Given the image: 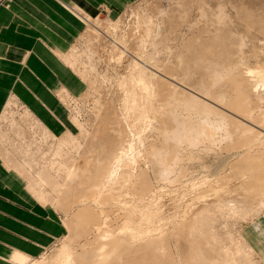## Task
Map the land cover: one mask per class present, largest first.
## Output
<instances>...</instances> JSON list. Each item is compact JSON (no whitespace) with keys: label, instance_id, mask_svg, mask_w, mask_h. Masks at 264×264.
<instances>
[{"label":"rangeland","instance_id":"rangeland-1","mask_svg":"<svg viewBox=\"0 0 264 264\" xmlns=\"http://www.w3.org/2000/svg\"><path fill=\"white\" fill-rule=\"evenodd\" d=\"M122 10L123 11H120L121 13H118L119 15L117 14L113 17L103 14L99 15L101 19L110 17L113 22L118 25L115 26L116 28L114 27V31L87 32V28H83L72 43L71 49L66 53L68 54V59H70V65L75 69L78 73L76 74L85 84V90L80 95L73 96L72 100H70V98L69 103L67 102L70 111L69 116H72L75 123V128L71 129L72 134L75 135L79 132L77 126V121H79L82 123L81 126H83L80 133L86 136L85 139L80 137L81 145H79L78 149H75L74 145L61 143L59 145L58 138L56 137L57 139H55V137H51V135L39 127L29 118L17 102L11 104L10 108L8 107L6 111L4 110L5 112L3 111V114L0 116V118L4 116V118L0 119V131L5 130L4 132L1 131L0 133L2 134L0 135H7L8 133L7 136H4L10 140L9 141L7 138L5 139L4 136H2L4 138L1 137L0 142L4 141L2 139L6 140L0 144L4 149L1 156L5 154L4 157L7 163L11 165V169L17 173L21 171L20 173L22 175H20L23 176L25 180H28L27 182L33 184L35 190H42L44 195L40 193L43 196L39 197V200L44 203H50L57 209L63 230L61 237L57 241L46 247L42 253L25 264H60L58 257L63 247H67V249L70 248V251H73V253H78V251L80 252L83 249L82 247L85 242H88L87 240L91 241L94 237L88 234V232L84 233L85 231L83 233L78 232L81 228L78 226L81 225H76L74 215L77 209H82V207L89 208L90 210L93 208L91 211L96 213H99V208L87 198L88 196L86 197L84 195V197H78L74 194L76 193L75 190L71 192L65 189L67 184L71 181L67 173H63L56 177V173L54 174L52 169L50 170V168L48 169L47 167H49L48 160L54 157L53 152L58 149L62 155H65L63 157V163L66 165V168H71L72 170L76 169L78 166H83L87 157H91L92 159L94 157H101L103 155L102 146L103 148L105 146L103 145L105 138L110 134V136L114 135V132L108 128V124L102 119V117L105 118L109 110H111L110 113L113 112L125 121V127H129L128 129H131L130 131L133 132L132 134H134L135 130L138 132H136L134 136L129 132L130 136L127 133L128 129L125 128L128 136L125 134V140L121 139L120 143L126 142L128 138V140H132L134 144L133 155H135V161L133 160V163L126 157V160L124 159L125 162L123 164L125 166H123V168L135 167L136 169V166H139L143 168V170L146 169V171H149L148 178L151 183L150 190L152 189L149 197L146 198V196L142 195L144 192L142 194L141 192H137L139 188L136 189V187V190L132 189L135 193L137 192L136 195L133 192V196H144L141 202H144L143 204H145V206L150 202L151 211L155 214V222H153V224H155L156 221L167 223L165 225V227L167 226L166 229L164 226L162 229H157L156 227L155 230L151 231L153 234L150 233L146 238H142L144 239L142 241L140 239V243L145 242V240L150 241L154 236L158 237L161 234H166L168 237L167 241L169 242L166 241L167 244L165 250L163 249L164 252L168 249L174 259L176 261L178 260L177 262L175 261V264H178L179 261L181 262H179V264H182L183 260H185V258L187 259L191 252L189 246L190 241L195 239V235H198L200 230H202V233L200 232L198 236L202 235L203 232L205 230L207 231L209 228L207 232L210 234L205 231L204 234H207H203V236L206 238L207 235L208 237L209 235H211L210 237H214L215 235V237L211 242L207 240L209 244L207 241H205V243L203 242V249L205 246L210 245V243H217L216 250L222 252L221 254L218 251V254L220 253L219 256H223V264L224 260L228 258L227 253L231 254V252L235 254L239 252L241 256L243 255L248 259L251 258V255L255 257L254 260L256 262L253 263L252 259H249L250 262L246 264H264V260L262 261L258 256V252L260 254L262 250L264 251V247L258 248L255 246L256 249L258 248L260 250L257 249V252L249 240L244 241L246 236L249 237L250 233H254L264 244V206L258 204V199L256 197L250 198V196L246 194L247 187L249 189V185L246 183L247 179L254 174H245L246 176L248 175L247 177L244 175L240 176L242 173L236 172L229 165L231 162L233 163L234 155L231 159L229 152H227L228 150L226 148L224 150V146L230 144L229 142L231 139H228V142L227 139H225V141L222 136H224V138L227 137L223 132L214 130L215 132L213 131L214 134H212V137L215 139L219 136L218 139L221 141L219 145L221 144V146L218 145V139L214 141L211 137L212 141L210 142H212V145L208 143L209 140L206 143L203 139L201 141V146H203H200V148L203 149L207 144L209 145L204 148L206 151L203 149L205 152L199 148L198 160L201 156L203 157L200 159L203 160H192L193 162L187 159V154H189L192 149L184 147L186 149L185 151L183 150L184 148H182L184 152H182L183 158L187 156L186 161L188 162L184 160L179 161L177 168H174V170H178H173V173L170 175V183L168 180L161 182L157 179L158 181H156V178L152 175L153 173H151V161H147L150 159L145 156V153H147L146 151L149 149L148 143H158L157 145L159 146L162 140L160 134L162 129L159 128L160 123L157 118L158 116H155L157 115L156 110L149 108V103L145 104L146 94L144 89L139 87L133 80V76H137L138 72L145 75V78H147V85L149 86L148 89H152L153 91L152 96L157 95V99L153 101L154 103L159 100L160 96L158 97V94L154 92L156 90H154V88H156L154 86V81L156 80L153 75V66L157 62L156 66L162 69L164 64L168 65L169 63L170 65L173 64L172 66L175 67L172 72L174 74L168 76L171 91L175 89L174 92H180L182 96H186V99L190 98L192 94L203 97L206 91H208V97L210 95H221L223 98H226L230 87L227 83L214 81V72L221 71L222 74L233 72V74L238 73L239 75H243L246 68H255L260 64H264V0H134L127 4ZM146 28L150 29L147 30ZM153 42H158L156 44L157 46L154 45ZM193 42L195 43V45L193 44L194 46L192 45ZM200 42L204 45L211 46L217 53L209 56L211 54L203 52L204 50ZM190 47L193 49L191 50ZM136 55L137 57L138 55L142 57V59L140 58L141 61L138 60L139 64L135 63V59L133 61V56L135 58ZM182 58H184L185 63L188 62L189 64L186 66H177L176 68L178 64L177 61ZM200 58H206V61L203 63ZM88 63L92 64V68L89 69ZM224 78H226V76H224ZM249 78L251 79V77ZM249 78L248 80H250ZM260 93H263V86H252V89L251 87H245V94H251L253 99L258 97ZM158 103L160 102L158 101L157 104ZM143 104L146 106L145 111L147 116L144 119H138L139 112L137 109L144 106ZM155 104L156 102L153 106ZM157 104L155 107H157ZM227 105L228 104L223 105L220 111L227 117L229 130L231 129L233 135H236L239 133L241 127L244 126L245 122L250 120L245 119L243 112L237 114L235 112L236 110H227ZM263 106L264 102L261 103V107ZM259 114L260 112L256 110L255 116L259 119L256 125L257 128H261L264 121V114ZM10 119L14 121L12 124L9 123ZM146 122H150V124H146ZM14 123L15 126L13 125ZM131 125L133 128H131ZM97 126H102L103 128L98 130ZM137 127H140V130ZM6 130L8 132H6ZM14 130L18 132H14ZM103 131L106 132L102 133ZM79 134L75 136L78 138L80 136ZM138 134L143 137L142 139L139 135V141L142 139L143 141L141 142L145 143L138 141ZM23 136L26 138L23 139L30 143L29 145L26 141L25 143L24 140L23 142L20 140ZM11 140L14 141L11 142ZM9 142L13 144H9ZM16 142H19V144H16ZM213 145H216V147ZM77 150L79 152H77ZM60 158H57L59 162ZM226 158L227 161H225ZM236 158L234 160H237ZM127 159H129V161ZM229 161L231 162L228 163ZM3 162L5 163L4 158ZM223 162H225V166L222 165ZM181 165L182 168L184 166L183 169ZM220 165L222 166L220 167ZM17 167L21 169L18 170ZM215 168H219L217 173ZM174 173L175 176L173 175ZM37 174L42 176L43 180L47 182V185L43 184L40 186L36 184V182L38 183L36 180ZM172 175L173 178L176 177L177 179L174 178L173 180L171 177ZM219 176L221 178H219ZM255 176L256 174L253 177ZM118 177L121 178L120 175ZM217 177L219 179H216ZM213 180L216 182L213 183ZM128 185L130 184H126L124 185L125 187H122L121 194H123L125 200H128L129 203L132 204L136 199L134 201L131 194H124V192L128 190ZM84 191L85 190H83V192ZM129 191L131 192V190ZM42 197H44L43 200ZM44 199L46 201H44ZM138 200L136 202H139ZM105 204H100V206L102 205V211L104 209V211L106 212L107 210L108 213L110 210V213H108L109 215L106 213L105 218L107 217V223L105 225L102 224V227L106 225H109V227L120 225V219L122 218L121 209L114 203L113 205L110 202L109 204ZM112 207H118L119 209L117 208L118 210H116V208ZM202 208L206 209V211H201L203 210ZM219 208H221V210ZM200 211L206 214H200ZM211 212L214 213V219L211 218L213 216ZM116 213L121 216H118ZM159 213L161 214L159 215ZM205 216L211 219L210 223L208 220H205L207 219ZM198 217L202 223L198 221ZM194 219L201 223L202 225L200 224V226L203 228H200L198 225L199 223L197 224ZM203 221H208V223ZM90 224L91 223H87L86 226H90ZM196 224L200 229L197 230V226L194 227ZM143 225L145 224H142L141 228H146L145 226L147 224L145 226ZM194 228L198 233H192L193 231L191 230ZM189 230L191 232H189L190 234L188 233ZM196 239H198V237ZM242 242L248 244V254L246 253L245 245H239V243ZM130 243L133 244L132 241ZM216 250L215 252L217 254ZM230 259H232L231 256Z\"/></svg>","mask_w":264,"mask_h":264},{"label":"bare ground","instance_id":"bare-ground-1","mask_svg":"<svg viewBox=\"0 0 264 264\" xmlns=\"http://www.w3.org/2000/svg\"><path fill=\"white\" fill-rule=\"evenodd\" d=\"M116 25L117 24H115L110 17H107L105 19H101L99 17H94V18H89L87 20L86 28H87V32L88 31H90V32L108 31V30L110 31V30L115 29ZM149 29H147V30H149ZM189 41H188V43H189ZM201 41H203V40H201ZM194 42H195V39H194ZM194 42L192 43V45L193 44L195 45ZM197 42H199V41H197ZM157 43L153 42L154 45H156ZM200 43H198V44H200ZM185 44L187 46H189L187 43H185ZM143 45H145V44H143ZM201 45H202V49L204 50L203 52H205V53L207 52L208 54H211L209 56L215 55L217 53V51L215 49H212L211 46L206 45V44L204 45L203 43H201ZM156 46H154V47H156ZM186 48H189V47H186ZM190 49L192 50L193 48L190 47ZM135 53H136V51H135ZM202 56H203V54H202ZM140 58L142 59V57H140L139 55H138V57L136 55L135 58L133 56V61L135 59V63L139 64L138 60L141 61ZM197 60H199V59H197ZM200 60L204 63L206 61V58L205 59L200 58ZM68 61H70V59H68ZM177 62H178V64H177ZM177 62H176V64H177L176 68H177V66L178 67L179 66H186L189 64L188 62L187 63L184 62V58H182L181 60H179ZM156 63L154 66L152 65L154 67V74L153 73L152 74L154 75V79L156 80V81H154V86L156 87V88H154V90L156 89L154 92H156L158 94V97L160 96L159 100L155 101L156 104L158 101L160 102V103H158L159 105L157 104V107H155L156 104L153 106V104L155 103V102L153 103V101H154V99H157V95L152 96L153 91H152V89H148L149 86L147 85V82H146L147 78H145V75L141 72H138L137 76H133L134 82L139 87L144 89V91H145V94H146V98H145L146 103L145 104L149 103L148 107L156 110L157 115H155V116H158L157 118H158V121L160 123L159 128L162 129V131L160 133L162 136V140H161V143H159V146L157 145L158 143L156 144L155 142H154L155 144H153V142L148 143L149 146L148 145L147 146L149 147V149L146 151L147 153H145L146 154L145 156H147L150 159L147 161H151V163H150V164H152V165H150V167H152L151 173H153L152 175L156 178V181L160 180L162 182V181L168 180L170 183V175H171V173H173L174 168L175 167L177 168L179 161H181V160L186 161L187 156L185 157V154H184L185 158H183L182 148L187 147V148H190L193 150V151L191 150V152L189 151L191 154L186 153L188 155L187 159L189 161L198 160V157H199L198 153H199V148L201 146V141L204 139V141H206V143H207V141L209 140L208 143H210L212 145V142H210V141H212V140L216 141L219 138V136H218V138L213 139V137H212V134H214L213 131L218 130V131L223 132V134L227 137V138H224V136L220 135L223 137L224 140L227 139V142H228L231 139L229 142L230 144H227V146H224V150H225V148L228 150V151L227 150L226 151L229 152L231 159H232L233 155H234L233 156L234 159L238 156L236 158L237 160L233 159V163L231 161L228 162V163L231 162L229 164L231 166V168H233L238 173H242V174H240V176H243V175L246 176L245 174H248V175L249 174H251V175L256 174L255 177H253L254 175L250 176V178H251V179L249 178L250 180L246 178L247 182L244 181L249 185V189H248V187L246 189V194H248L250 196V198L256 197L258 199L257 200L258 204L260 206H264V121H263L261 128H257L256 125H257L259 119H257L255 116L256 110H258L260 112L259 115L264 114V108H263L264 106L261 107V103L264 102V64H260V65L256 66L255 68H246L245 73L243 75H239L238 73L233 74V72H230L229 74H222L221 71L214 72L213 73L214 81L227 83L230 87L228 96L226 98H223L221 95L220 96L210 95L208 97V91H206V93L203 97H200L197 94H192L190 98L186 99V96L185 95L182 96L180 94V92H177V91L174 92L175 89L173 91L170 90L171 85H170V81H168V76L169 75L171 76V74H174V73H172L174 71V68H175L174 66H172L173 64L172 63H171L172 65H170L169 63H168V65L164 64L163 67L161 66L162 69H159L158 68L159 66H156ZM88 66H89V69L92 68L91 63H88ZM141 69H143V68H141ZM224 76H226V78H224ZM247 77L248 78L251 77V79L249 78L250 80H248ZM249 82H251V83H249ZM171 83H172V81H171ZM252 86H255V87L263 86V93H260L258 95V97L254 98V99L251 97V94L250 95L245 94V87H251V89H252ZM154 97H156V98H154ZM218 99H221V100H218ZM225 104H228L227 110H236L235 112L237 114L239 112H243L245 119L250 120V121L245 122L244 126L241 127L239 133L236 135H233L231 129L229 130L227 117L223 113H221V111H220V109ZM259 104H260V106H259ZM145 107L146 106L144 105V106H141L140 108L137 109L139 112L138 119L139 118L144 119L147 116L146 111H145ZM110 111L111 110H109L107 115L105 116V118L102 117V119H104V121L108 124V128L112 132H114V135L112 133L113 136H110L111 135L110 134L109 136H107L105 138V141L103 144L105 146H104V148L102 146L103 155L101 157H98V158L94 157L93 159L91 157L90 158L87 157L85 160V164L83 166L81 165V166L76 167V169H74V170H72L71 168H69V169L66 168V165L63 163V157L65 155H62V153L60 152L59 149L56 150L55 152H53L54 157L52 159L48 160L49 161L48 162L49 167H47V168L48 169L50 168V170L52 169L54 174L56 173V175H55L56 177L60 176L63 173H67L68 177L71 178L70 183L67 184L65 189H67L68 191H71V192H72V190H75L76 193H74V194H76L78 197L79 196L84 197V195L86 197L88 196L87 198L90 199L93 203H95L96 204L95 206H97L99 208V213L91 211L93 208L91 210L89 208H85V207H82V209H77V211L74 215V218H75L74 220L76 221L75 222L76 225H81V226H78V227H81L78 232L83 233L85 231L84 233L88 232V234H90L91 236H94V237L92 238L91 241L86 239L88 242H85L84 246L82 245L83 249L80 252L78 251V253H73V251H70V248L67 249V247L66 248L63 247V249L60 250V252H59V257H58L59 262H60V264H175L176 260L174 259L173 255L168 251V249H166V252H168L169 254L164 252L165 246H166L167 242H169V241H167L168 237L166 234H161L158 237L154 236L153 238L150 239V241L145 240V242H143V243L139 242L140 239H141V241L144 240L142 238H146V236H149L150 233L153 234V232H151V231L155 230L156 227H157V229H162V227L164 226V228L166 229L167 226L165 227V225L167 223H165V222L162 223L160 221H158V222L156 221V223L153 224V222H155V220H154L155 214L151 211L150 202H148L146 206H145V204H143L144 202H141V200L144 196H146V198L149 197L150 191L152 190V189L150 190L151 183H150L149 178H148V174H149L148 172L149 171H146V169L143 170V168H140L139 166L138 167L136 166L137 170L135 169V167H130V168L127 167L126 169L123 168V166H125L123 163L125 162L126 157H128L132 162L135 159V155H133L134 144H133L132 140H128L129 139L128 137H127L128 139L126 142L121 141L123 143H120L121 139L125 140V138H126L125 137V134L127 132V131H125L126 130L125 128H127V127H125L126 123L124 125L125 121H123L120 117L115 115L113 112L110 113ZM2 118H4V116H2L0 119H2ZM13 122L14 121H11V119H10L9 123L12 124ZM150 122H148V123L150 124ZM148 123L146 122V124H148ZM13 125L15 126V123ZM81 125H82V123L77 121V126L79 129V132L77 134H79L81 132V129H83V126H81ZM143 125H144V123H143ZM102 128H103L102 126L101 127L97 126L98 130H101ZM131 128H133V126ZM42 129L44 131H46V133L51 135V137H55V139L58 138L57 140H59L58 141L59 145H60V143L66 144V145L67 144L74 145L75 149H78L79 145H81L80 137L83 139L86 138L85 134H83V133H80L79 134L80 136L77 138V136H78L77 134H75V135H77V136H75L72 133H69V131L67 129L65 131L63 130L64 132L59 134V135L54 134V133H50L45 128H42ZM10 130H12V129H10ZM130 130L128 129V132H127L128 135L133 133ZM1 131L4 132L5 130H1ZM106 131H108V130H106ZM106 131H103L102 133H105ZM157 131H158V129H157ZM6 132H8V131L6 130ZM14 132H18V131L14 130ZM129 132H130V134H129ZM136 132L137 131L135 130V132H134V134H132V136H134ZM102 133H100V134H102ZM0 134H2V133H0ZM4 135H2V136H4ZM7 135H8V133H7ZM7 135H5V136H7ZM128 135L126 134V136H128ZM139 135L140 134L137 135L138 141L140 138L143 139L142 135H140V138H139ZM2 136L0 135V139ZM4 137H2V138H4ZM122 137H124V138H122ZM211 137H212V140H211ZM216 137H217V135H216ZM222 137H220V138H222ZM6 138L7 137H5V139ZM23 138L26 139L23 136L22 139H20V140H22V142L24 140ZM5 139H2V140L6 141ZM7 139L9 140V138H7ZM142 139L139 142L143 141ZM14 140H11V142ZM4 141H2V142H4ZM25 141L28 143V145L30 144L27 140H24V142ZM214 141H213V143H214ZM217 141H219V139ZM2 142H0V144H2ZM220 142L221 141L218 142V145ZM141 143H145V142H141ZM9 144H13V143L9 142ZM16 144H19V142H16ZM206 146L208 147L209 145L207 144ZM219 146H221V144ZM150 147H151V151H150ZM205 147H203V149ZM214 147H216V145ZM59 148H61V147H59ZM203 149H201V150H203ZM183 150L186 151L185 148ZM204 150L206 151V149H204ZM220 150H221V148H220ZM207 151H208V149H207ZM77 152H79V151L77 150ZM4 155H2V156L5 159ZM202 157L203 156H201L200 158H202ZM57 158H60V162L58 161ZM200 158L198 161L203 160V159L201 160ZM129 159H127V160L129 161ZM5 161H6V159H5ZM225 161H227V158ZM186 162H188V161H186ZM222 165L225 166V162H223ZM222 165H220V167ZM186 166H187V164H186ZM230 166H229V168H230ZM17 168H16V170H17ZM181 168H182V165H181ZM183 168H184V166H183ZM19 169H21V168H18V170ZM218 169H216L217 170L216 173L218 172ZM177 170H174V171H177ZM20 172H19V174H21ZM38 173H40V172H38ZM214 173H215V171H214ZM119 175L121 176V178L118 177ZM173 175L175 176V173ZM173 175L171 177L174 180V178H176V177L173 178ZM179 178H180V176H179ZM219 178H221V177L219 176ZM219 178L217 177L216 179H219ZM36 180L38 181V183L36 182V184H39L40 186L43 184L47 185L46 184L47 182H45L43 180V178L40 174H37ZM173 180H171V181H173ZM25 181L27 183L29 190L33 193V195H35L36 198L39 199V197L44 195L42 190L41 191L35 190V186L33 184L27 182L28 180H25ZM214 182H216V181L213 180V183ZM164 183H166V182H164ZM126 184H130V185H128L129 187L127 186L128 190L125 191L124 194H127V195L131 194L132 197L134 198V201H135V199H136V201L139 199L138 200L139 202L135 201L132 204H130L128 200L124 199L123 194H121V189H122V187H125L124 185H126ZM248 185H246V186H248ZM135 187H136V189L139 188V190L137 192H139V193L141 192V194L144 192V194H142L144 196H142V195H139L138 197L133 196L134 194L136 195V193H137V192L135 193L132 190V189L136 190ZM83 190H85V191L83 192ZM129 190H131V192ZM133 192H134V194H133ZM40 193H43V195ZM44 197H42V200ZM44 201H46V200L44 199ZM109 202L112 203V205H113V203L116 204L121 209V214H122V218L120 219L121 223H120V225L118 224L116 227H113V226L109 227V225L102 227V224L105 225L107 223L106 222L107 217L105 218L107 210H106V212L104 211V209L102 211V209H101L102 205L100 206V204H103V205L105 203L109 204ZM229 205H227V206H229ZM105 206H106V204H105ZM118 207H112V208H116V210H118L119 209ZM219 209L221 210V208H219ZM109 211H108V213H110ZM201 211H206V209H203ZM201 211H200V214L201 213L203 215L206 214V213H203ZM209 211H207V212H209ZM211 213H213V212H211ZM160 214L161 213H159V215ZM197 214H198V211H197ZM118 216H121V215H118ZM208 216H205V217H207V219H205V220H208L210 223L211 219L209 218L210 216L209 217ZM213 217H214V213H213V216L211 218H213ZM195 219H194V221L197 222V224H198L199 223L198 221H200V218L198 221H196ZM201 219H203V218H201ZM156 220H158V219H156ZM208 221H203V222L208 223ZM200 222L202 223V221H200ZM87 223H91L90 226L89 225L86 226ZM109 223H110V221H109ZM193 223H192V226H193ZM201 223H199L198 225L200 226ZM142 224H145V225L147 224L146 226L143 225L146 228L142 229L141 228ZM197 224L194 227L197 226L196 229L198 230L202 226H200V228H199V226ZM208 230H209V228H208ZM191 231H193L192 232L193 234L198 233L195 231V228L192 229ZM201 231L202 230H200V232ZM189 232H190V230L188 231V233ZM200 232H199V234H200ZM204 232H203V234H204ZM155 234H156V232H155ZM203 234L200 236L195 235L196 237L193 236L195 238L194 240H192V241L189 240L190 241L189 246L191 248V250H190L191 252H190L188 258L187 259L185 258V260H183L182 264H223V261H222L223 256H219V254L220 253L222 254V252L219 250H216V248H217L216 244L217 243L214 244L215 242H213V244L210 243V245H208L209 241L210 242L213 241L215 235L213 233H211L212 235H214V237H210L211 235H209V237H208V235H207L205 238V236H203ZM206 234H204V235H206ZM208 234H210V233H208ZM171 235H170V237H171ZM185 237H186V235H185ZM197 237H198V239H196ZM204 238H205V240H204ZM209 238H211V239H209ZM207 240H209V241H207ZM131 241L133 242V244L130 243ZM205 241H207V243H208L207 245L209 247L211 246L210 248L208 246H205V248L208 247L209 249L208 248L203 249L204 246L202 244H204ZM187 244H189V243H187ZM243 244L245 245V243H243ZM215 250L217 251V254H216ZM218 251L220 252L219 254H218ZM245 255H247V254H245ZM230 256L232 259H230ZM12 257L14 258L13 260H17L20 264L28 263L31 260V258L27 259L26 257L18 254L17 252L14 253ZM227 257L228 258H226L224 260V264H246V261H247V257L245 258L243 255L241 256V254H239V252L236 254L233 252H231V254L227 253ZM241 258H243V259L245 258L246 261H245V259L242 261ZM244 261H245V263H243ZM179 262H178V264H179Z\"/></svg>","mask_w":264,"mask_h":264},{"label":"crops","instance_id":"crops-1","mask_svg":"<svg viewBox=\"0 0 264 264\" xmlns=\"http://www.w3.org/2000/svg\"><path fill=\"white\" fill-rule=\"evenodd\" d=\"M132 1L0 0V116L17 102L39 127L57 135L66 129L72 133L75 123L67 104L85 84L66 53L89 18L116 16ZM3 150L0 145V264H20L14 253L33 259L63 230L57 209L33 195L24 177L3 162ZM247 240L254 248L264 247L254 233ZM249 259L256 262L252 255Z\"/></svg>","mask_w":264,"mask_h":264}]
</instances>
